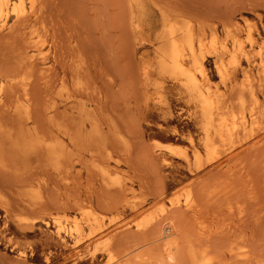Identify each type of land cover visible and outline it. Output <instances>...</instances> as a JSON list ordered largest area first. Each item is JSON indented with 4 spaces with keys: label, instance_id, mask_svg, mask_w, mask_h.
Listing matches in <instances>:
<instances>
[{
    "label": "rangeland",
    "instance_id": "1",
    "mask_svg": "<svg viewBox=\"0 0 264 264\" xmlns=\"http://www.w3.org/2000/svg\"><path fill=\"white\" fill-rule=\"evenodd\" d=\"M23 6L29 7L28 0ZM160 7L169 8L180 20L190 19L203 25L210 40L213 34H218L214 37L216 45L224 39L231 41L223 26L239 18L242 28L250 27L254 33H262L256 48L264 47V0H39L37 27L41 31L40 35L35 34V42L44 49L52 45L53 54L48 59L52 66L49 76L44 74L41 62L36 61L32 67L28 91L33 118L45 130L43 118L53 103L57 117H67L68 96L77 89L75 81L79 75L86 89L79 96L87 103L100 104L104 125L112 118L130 147L126 150L124 143L113 136L112 158H86V165L92 170L76 160L72 167L64 166L59 172L36 160L25 170L8 155H0V264H189L181 255L175 262L150 263L134 258L129 263L124 249L142 240L143 235L135 230L138 221L160 213L163 204H168L172 197L183 199L190 184L202 194L209 212H217L212 226L226 230L209 238L214 252L224 258L218 264H233L238 259L229 254L228 247L242 238L251 251V259L245 264H260L259 260H264V143H252L248 151L230 162L233 172L226 165L208 168L205 152H202L203 167L192 170L195 157L188 137L201 141L200 120L195 106L179 94L171 79L166 78L160 85L155 52V37L162 29ZM248 44L246 40L245 45ZM23 45L18 32L0 33V79L25 70L19 55ZM206 61L212 80L223 84L214 56L207 52ZM145 68L150 71V80L141 86ZM231 92L234 98L237 89ZM18 96H23V84L17 82L7 87L4 103L10 108L0 107V117L10 119L9 110ZM154 138L174 144V152L166 148L161 152L170 160L169 165L156 159L161 150L153 148ZM180 152L188 153L192 165ZM98 161L109 165L112 177L133 181L134 192L129 197L136 207L115 210L113 204L123 200L126 192L102 184L95 167ZM241 161L243 169H240ZM227 185L231 188L236 185L237 189L235 193L227 188L234 193L231 209L226 203L229 200L222 196L224 192L217 197L209 193ZM251 188L255 198L248 196ZM35 195L42 196L40 204H23L22 199ZM90 195L101 218L93 225L87 224L81 213L71 212L73 198ZM239 206L245 208L241 218ZM54 220L67 227L79 225L76 237L59 236ZM126 223L130 224L129 231L119 235L111 256L103 246L106 228ZM190 227L198 239V227L193 220ZM161 230L162 225L157 224L149 234L158 236ZM165 244L166 240H161L152 245L153 250L162 253ZM21 251L25 252V260L17 256Z\"/></svg>",
    "mask_w": 264,
    "mask_h": 264
},
{
    "label": "bare ground",
    "instance_id": "2",
    "mask_svg": "<svg viewBox=\"0 0 264 264\" xmlns=\"http://www.w3.org/2000/svg\"><path fill=\"white\" fill-rule=\"evenodd\" d=\"M24 1L0 0V33L5 30L18 32L24 44L19 54L20 65H26L24 71L0 79V107L6 106L8 109L10 107L4 103L7 87L17 82L23 84V96H18L11 106L8 113L10 119L0 117L1 157L8 155L16 165H21L25 170L30 168L33 160H36L39 164L50 166L59 172L64 166L72 167L75 160L86 166L87 170H92L86 165L88 156L112 158L113 136L115 138L117 136L124 143L126 150H129L130 145L125 134L116 122L109 118L108 123L104 125L105 122L100 117L102 106L87 103L79 96L86 92L83 79L79 75L75 81L77 89L68 96L70 100L68 107L66 106L67 117H57L53 103L51 110H48V114L46 113V117L43 118L47 128L45 130L40 128V121L32 116V102L28 90L32 67L36 61L44 65V74L50 75L52 66L48 59L53 54V46L49 45L48 49H44L43 45L36 44L35 34L40 35L41 31L37 27L36 5L39 0H28V8L23 6ZM171 12L167 7H160L162 29L155 37V52L161 76L160 85L166 78L171 79L179 88V94L187 97L188 103L195 106V114L200 120L201 141L196 142L193 136L188 137L195 157V167L192 170L197 171L203 167L202 152H205L208 168L226 165L229 171L233 172L234 167H231L230 162L248 151L252 143L254 145L264 143V47L256 48L262 33H254L250 27L242 28L239 18H233L223 26L231 41L224 39L216 45L214 37L218 34H213L214 37L212 36L210 40L203 25H197L190 19L180 20L178 14L173 15ZM246 40L249 41L248 45H245ZM209 47L213 50H208ZM207 52L214 56L215 67L223 84L212 80L207 68ZM148 80L150 71L145 68L141 86H145ZM233 89H237L234 98L231 96ZM227 144L231 146L224 148ZM153 148L161 150L157 153L156 159L163 165H169L170 160L161 152L162 148L174 152V144L154 138ZM180 153L186 162L192 165L188 153ZM98 162L95 167L102 184L108 189L117 187L128 196L113 204L115 210L136 207L137 204H133L129 197V194L134 192L133 181L127 182L112 177L109 165ZM239 163L240 169H243V161ZM230 186L213 189L212 192L209 188V193L216 196L224 192L222 196L229 200L226 203L231 209L230 199L234 193L230 190L237 189L236 185L232 188ZM228 187L231 189L228 190ZM205 190L207 188L203 193ZM201 195L190 184L183 199L172 197L168 204H163L160 213L149 214L138 221L135 230H138L143 238L134 246L124 249V255H128L126 261L132 263L136 258L150 263L164 260L175 262L181 255L189 264L221 263L224 258L214 252L209 238L226 230L222 226H212V221L218 217L217 212H209V205ZM248 196L256 197L252 188ZM22 201L25 202L23 203L25 206H37L41 203L42 196L35 195ZM94 202L93 195L84 199L75 197L72 199L71 212L81 213L87 224L98 223L101 218ZM239 207L241 218L245 208ZM176 212L180 214L176 216ZM190 219L198 227V239L190 231ZM157 224L162 225L159 235L149 234ZM129 225L126 223L106 228L108 231L104 234L103 246L111 256H114L113 244L119 241V235L129 231ZM54 228L59 236L66 239L76 237L80 226L76 224L67 227L59 220H54ZM161 240H166V244L163 252L158 253L153 247ZM228 252L232 257L238 258L234 259L233 264H245L251 259V251L245 238L232 242ZM17 256L25 260L24 251L17 253ZM259 262L264 264L263 259Z\"/></svg>",
    "mask_w": 264,
    "mask_h": 264
}]
</instances>
